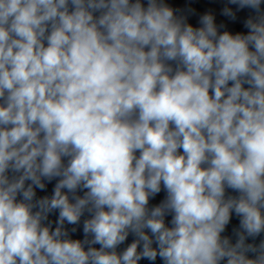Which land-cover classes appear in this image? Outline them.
Wrapping results in <instances>:
<instances>
[{
  "label": "clouds",
  "instance_id": "obj_1",
  "mask_svg": "<svg viewBox=\"0 0 264 264\" xmlns=\"http://www.w3.org/2000/svg\"><path fill=\"white\" fill-rule=\"evenodd\" d=\"M0 264H264V0H0Z\"/></svg>",
  "mask_w": 264,
  "mask_h": 264
}]
</instances>
